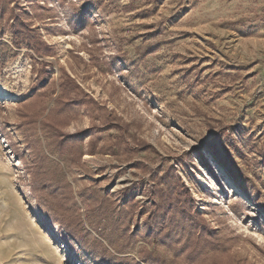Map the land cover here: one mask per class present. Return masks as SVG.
I'll list each match as a JSON object with an SVG mask.
<instances>
[{"label": "rangeland", "instance_id": "rangeland-1", "mask_svg": "<svg viewBox=\"0 0 264 264\" xmlns=\"http://www.w3.org/2000/svg\"><path fill=\"white\" fill-rule=\"evenodd\" d=\"M13 17L53 51L15 46ZM0 88V264H101L74 216L117 259L264 264V0H0ZM169 167L213 249L150 240Z\"/></svg>", "mask_w": 264, "mask_h": 264}, {"label": "trees", "instance_id": "trees-1", "mask_svg": "<svg viewBox=\"0 0 264 264\" xmlns=\"http://www.w3.org/2000/svg\"><path fill=\"white\" fill-rule=\"evenodd\" d=\"M13 19L14 17L10 19L12 23L9 28L11 29L12 41L15 46L18 47L19 45V41L17 40H22L25 47L33 51L37 56H48L47 54L53 51L52 48L46 46L36 36L33 29L27 28L19 21H13ZM75 89H77L76 85ZM68 192L71 193V189ZM153 199L154 206L145 226V230L151 234L152 239L150 238V240L158 241L161 245L170 248L175 255L180 251V248L176 249L175 240H179L181 248L185 246L189 248L188 252L191 255L196 254L202 247L207 249L214 248L215 243L211 238L213 234L209 233L208 227L196 211L195 203L189 191L176 177L171 167L167 168L161 176L157 177L153 190ZM102 210V208L97 207V209L95 208L92 211L100 214ZM57 224L76 240L80 247L88 251L93 260H96V251H98L102 256L101 264H108L109 260L110 264H114L115 262H132V264H137L133 259H117L111 256L99 240L91 237L85 231L80 217L74 216L64 221L57 219ZM90 229L108 244L116 254H122L120 250L110 243V237L105 234L104 226L97 227V225L91 223ZM135 236L136 234H129L126 236V239H129L132 243ZM147 242L150 243V241ZM137 256L138 260L143 264H163L143 247H139Z\"/></svg>", "mask_w": 264, "mask_h": 264}, {"label": "bare ground", "instance_id": "bare-ground-1", "mask_svg": "<svg viewBox=\"0 0 264 264\" xmlns=\"http://www.w3.org/2000/svg\"><path fill=\"white\" fill-rule=\"evenodd\" d=\"M14 99H15V96L14 95H9V94H7L6 92H4L1 88H0V103H3V102H12V101H14ZM3 179L2 178H0V191L4 194V189H3V187H2V185H3ZM232 184V183H231ZM5 196V198H7L8 197V193L7 194H5L4 195ZM8 202H9V204H10V201H9V199H8ZM9 214V213H8ZM16 222V221H15ZM17 224V223H16ZM15 229V228H14ZM33 237V236H32ZM38 240H40L41 239V236H39L38 235V238H37ZM31 246V245H30ZM39 254V253H38ZM40 254H42L43 256H45V257H47V256H49V255H47V254H43V253H40ZM48 258V257H47ZM46 260V259H45ZM51 260H52V258H51ZM49 262V261H48Z\"/></svg>", "mask_w": 264, "mask_h": 264}]
</instances>
